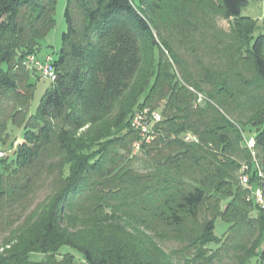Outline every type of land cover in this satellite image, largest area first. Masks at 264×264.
<instances>
[{
  "label": "trees",
  "instance_id": "16d2710c",
  "mask_svg": "<svg viewBox=\"0 0 264 264\" xmlns=\"http://www.w3.org/2000/svg\"><path fill=\"white\" fill-rule=\"evenodd\" d=\"M250 1L66 0L61 47L41 56L58 0H0V146L10 125L23 141L0 161V264H264V209L239 178L249 165L264 189ZM30 55L55 72L34 111ZM147 108L149 143L131 127Z\"/></svg>",
  "mask_w": 264,
  "mask_h": 264
},
{
  "label": "rangeland",
  "instance_id": "374dc122",
  "mask_svg": "<svg viewBox=\"0 0 264 264\" xmlns=\"http://www.w3.org/2000/svg\"><path fill=\"white\" fill-rule=\"evenodd\" d=\"M65 7H66V0H58L56 14H55V19L57 22L56 27L43 42L42 50L40 51L39 55L43 56L46 54H53L54 52H57L60 49L62 42V35L67 31V25L64 20ZM242 16L250 17L255 20H258L259 24L262 25V20L264 19V1H250L248 7L242 10ZM220 25L224 29L227 30L229 29V22L227 21L221 20ZM33 80L37 82V88L35 91L34 99L32 101V111L36 110L45 90L51 84V81L45 80L41 77L40 78L34 77ZM8 134H9L8 144L5 146H0V161L4 159L12 158L14 155V151L17 148V145L23 142L21 129H18L10 125L8 128ZM247 137L250 143L254 141L253 135L251 136V134H247ZM141 158L138 157L135 160V168L143 169V162L141 161ZM1 174H2V165L0 163V175ZM227 229H228V225L224 221H222V219H219L216 223L215 235L221 237L226 232ZM211 248H215V247H211ZM61 252L62 254L71 252L76 256L78 262L81 260L80 254L77 252H73L68 247L63 248ZM32 259L34 260L41 259V256L34 255Z\"/></svg>",
  "mask_w": 264,
  "mask_h": 264
},
{
  "label": "built area",
  "instance_id": "2783aa9c",
  "mask_svg": "<svg viewBox=\"0 0 264 264\" xmlns=\"http://www.w3.org/2000/svg\"><path fill=\"white\" fill-rule=\"evenodd\" d=\"M24 66L27 70L34 74H37L41 78L49 81L55 80V72L52 66V57L46 56L45 59H40L37 55H30L25 60ZM202 100V97L199 101ZM161 120V115L158 112L151 111L150 109H144L143 111L137 112L131 121V127L141 134V142H151L155 138V132L153 125ZM187 142H197L198 139L192 134H188L185 137ZM141 142L134 145V153L140 151ZM249 148L252 147L253 142L246 140ZM250 166L244 165L240 170V184L241 187L248 192V200L253 201L258 207L264 209V189L262 185L254 186L251 183ZM257 175L263 181L264 174L261 171L259 165L256 163Z\"/></svg>",
  "mask_w": 264,
  "mask_h": 264
}]
</instances>
